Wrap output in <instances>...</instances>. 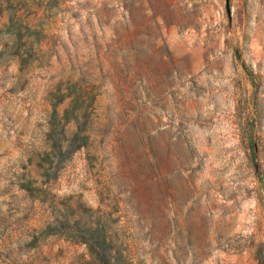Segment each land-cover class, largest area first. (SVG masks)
Listing matches in <instances>:
<instances>
[{
  "label": "rangeland",
  "instance_id": "1",
  "mask_svg": "<svg viewBox=\"0 0 264 264\" xmlns=\"http://www.w3.org/2000/svg\"><path fill=\"white\" fill-rule=\"evenodd\" d=\"M45 1L27 0L25 23L46 19ZM61 2L45 20L60 58L21 84L15 65L0 74V264H94L65 239L31 246L55 203L18 186L39 179L47 94L75 73L96 79L114 126L97 160L65 164L56 201L111 213L145 264H264V0ZM117 35L139 67L108 47Z\"/></svg>",
  "mask_w": 264,
  "mask_h": 264
},
{
  "label": "trees",
  "instance_id": "2",
  "mask_svg": "<svg viewBox=\"0 0 264 264\" xmlns=\"http://www.w3.org/2000/svg\"><path fill=\"white\" fill-rule=\"evenodd\" d=\"M61 4V0L45 1L47 20ZM26 8L27 0H0V17H6V22L0 25V74L6 78L10 66L15 65L17 74L13 76V81L19 84L30 74L51 66L61 53L59 45L52 41L48 33L46 19L36 24L25 23L22 13ZM135 42L124 35H117L108 47L128 51L123 65L139 67ZM19 88L23 89L21 86ZM100 89L96 79H86L75 73L67 81L58 82L47 94L46 102L50 110L46 123V148L34 154L39 179L36 178L37 174L33 178L25 173L20 177L18 186L34 200L51 205L55 203L54 219L37 231L31 246L36 247L41 240L48 238H61L84 245L94 264H145L144 258L122 240L120 232L114 227L116 220L111 213L94 212L80 203L56 201L57 196L49 189L65 164L79 151L87 150L88 159L91 162L97 160L98 155H91L89 151L96 144L100 146L114 126L111 104L106 105L105 112L101 111ZM126 106L123 108L126 109ZM98 135L100 138L96 139ZM28 173L32 174V171ZM134 247L137 249L136 245Z\"/></svg>",
  "mask_w": 264,
  "mask_h": 264
}]
</instances>
